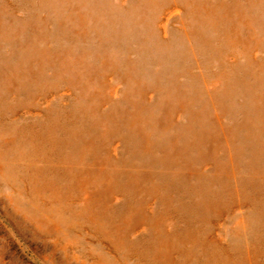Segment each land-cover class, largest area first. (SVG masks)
<instances>
[{"label": "rangeland", "instance_id": "obj_1", "mask_svg": "<svg viewBox=\"0 0 264 264\" xmlns=\"http://www.w3.org/2000/svg\"><path fill=\"white\" fill-rule=\"evenodd\" d=\"M0 157V264H264V0H0Z\"/></svg>", "mask_w": 264, "mask_h": 264}, {"label": "bare ground", "instance_id": "obj_2", "mask_svg": "<svg viewBox=\"0 0 264 264\" xmlns=\"http://www.w3.org/2000/svg\"><path fill=\"white\" fill-rule=\"evenodd\" d=\"M11 166V164H10V162H8V161H6V160H4V159H1V157H0V175H2L3 174V176L4 177H6V178H8L7 176L8 175H6V174H8L7 172L8 171H10L9 170V168L8 167H10ZM16 169V168H15ZM12 177H13V175H12ZM9 178V181H12L13 179L15 180V182L17 181L16 180V178L15 177H13V178ZM17 189H19V188H17ZM41 219V218H40ZM49 221H51V226L53 227V228H55V229H60V225H61V223H60V221H58V220H55L54 218L52 219L51 217L48 219ZM245 224V223H244ZM245 229V228H244ZM66 244V243H65Z\"/></svg>", "mask_w": 264, "mask_h": 264}]
</instances>
